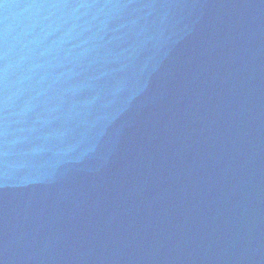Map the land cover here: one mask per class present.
<instances>
[{
	"label": "water",
	"instance_id": "obj_1",
	"mask_svg": "<svg viewBox=\"0 0 264 264\" xmlns=\"http://www.w3.org/2000/svg\"><path fill=\"white\" fill-rule=\"evenodd\" d=\"M62 0H0V264H37Z\"/></svg>",
	"mask_w": 264,
	"mask_h": 264
}]
</instances>
